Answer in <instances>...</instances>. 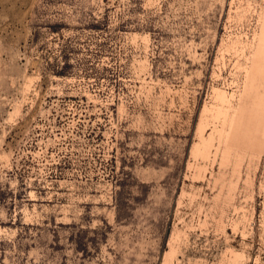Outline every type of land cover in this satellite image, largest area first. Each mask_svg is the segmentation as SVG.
<instances>
[{
	"label": "rangeland",
	"instance_id": "374dc122",
	"mask_svg": "<svg viewBox=\"0 0 264 264\" xmlns=\"http://www.w3.org/2000/svg\"><path fill=\"white\" fill-rule=\"evenodd\" d=\"M0 264H264V0H0Z\"/></svg>",
	"mask_w": 264,
	"mask_h": 264
}]
</instances>
